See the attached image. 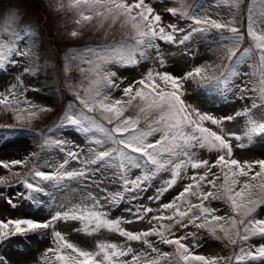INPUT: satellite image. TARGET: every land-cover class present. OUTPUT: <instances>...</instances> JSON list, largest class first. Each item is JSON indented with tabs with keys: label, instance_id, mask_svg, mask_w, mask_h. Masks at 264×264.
<instances>
[{
	"label": "snow or ice",
	"instance_id": "1",
	"mask_svg": "<svg viewBox=\"0 0 264 264\" xmlns=\"http://www.w3.org/2000/svg\"><path fill=\"white\" fill-rule=\"evenodd\" d=\"M241 3L242 0H226V6L230 9L228 19L213 18L206 11L202 16L196 13L187 17L196 27L189 25L191 31H187L177 40V35L185 32V29L178 28L175 24L164 25L161 14L145 0H70L79 16L77 24L95 20L98 27L102 28L107 23L111 28L119 23L120 28L129 30L132 44L121 45L119 48L85 49L79 54L77 67L86 83L75 86L74 91L82 110L78 115L69 114L66 120L71 125L80 127L86 134L99 133L100 136L89 137L91 146L87 152L80 149V146H76L77 150L61 147L65 158L55 166V171L45 172L39 170L38 166L33 167L29 173L33 180L38 178L39 181L51 183L54 188L65 193L62 200L53 196L54 202L63 211H56L46 222L32 219L0 221V240L9 234L53 229L54 246L45 250L42 264H51L53 258L58 264H248V261L264 260V244L248 245V241L254 237L264 239V218L256 216L258 209L264 208V159L244 162L234 159L231 143L232 138L236 141L242 138L251 140L253 136L264 134V122L254 120L250 115L251 109H246L235 114L248 117L243 137L226 135L222 127L223 121H231L234 116L216 118L192 108L183 99L184 81L202 83L212 79L216 86L228 89L233 77L246 75L250 80L241 81V93L256 92L260 104L254 100L252 107H264V0H252L248 6L246 32L241 31L238 26ZM178 11L185 15L182 9H168L172 16L177 15ZM5 22L18 23V17L10 12ZM213 29L229 34L221 35L218 45L221 49L220 63L197 66L180 77L150 69L141 79L122 89L117 82L120 79L122 83V78H117L116 72L106 67L109 64L138 65L153 57L164 67V58L157 41L184 45L196 33H207ZM78 35L77 31L71 32L72 37ZM245 35L250 45L241 52ZM8 53L27 56L30 49H13L9 46ZM86 53H91V56H86ZM76 59L77 56L71 57V60ZM224 60L228 63L223 64ZM6 63L15 65L18 60H8L0 46V66ZM240 65H246L251 71L241 73L238 70ZM216 69H221L219 76L215 75ZM67 71L69 65L65 66V72ZM17 80L18 84L21 83L19 78ZM248 83L252 84L250 89ZM18 84L11 85L6 94L0 93V106L16 113L17 120H31L38 115L37 111L32 110L37 106L20 107L21 103L29 102L20 99L22 93L17 91ZM117 89L122 92L120 98H114L111 94ZM39 111L46 109L40 108ZM129 112L131 114L126 115ZM206 122L217 126L220 131L206 127ZM56 143L61 145L66 142ZM50 144V140H45L42 148H47ZM238 146L244 147L243 144ZM193 149H207L219 155L210 163L208 160L196 159ZM30 155L39 159L37 153ZM71 161L81 167L67 170ZM27 163V160L0 161V167L10 170L14 166H27ZM90 165L99 167L90 168ZM47 166L53 167L51 164ZM102 168L112 169L111 175L114 179L111 182L119 184L120 190L107 192L101 188L100 191L106 193L105 195L86 192L80 195L78 203H72L67 195L68 186L62 182L80 180L83 183L91 180L99 188V183L92 179L90 173L99 172ZM189 168L193 170L191 175L188 173ZM201 168L204 169L203 174L197 171ZM213 169L218 171L213 172ZM162 173H168L169 178L155 189L154 195L147 197V200L156 203L158 207L140 205L133 213L136 222L146 220L152 225L151 228L128 231L121 227L124 222L121 219H109L103 201L118 205L126 199H143L142 194L153 187L152 181ZM183 180L190 182L184 184L182 190L169 202L161 204L165 193ZM3 182L0 179V183ZM22 183L30 192L46 193V189L39 183L27 179ZM205 188L209 190L205 191ZM213 200L223 201L231 215H217L219 209L210 206ZM8 203L12 204V200L9 199ZM12 206L15 207L14 204ZM151 213L159 214L149 215ZM57 221H79L82 229L77 231L82 230L88 235L101 229L116 232L129 243L125 247L110 242H98L96 250H86L69 242L65 235L56 231ZM189 228L203 229L214 236L221 233L222 236L218 238L232 246L238 243L241 245L239 252L229 257L196 254L193 249L200 245L193 243L189 246L184 241L189 237L195 241L197 233L184 231L182 235H177L178 230ZM149 237H157L158 240L154 242ZM130 242H139L149 251L137 253ZM157 243L173 247L174 251L162 252L156 247ZM126 256H131V260L120 259ZM0 264H6V261L0 258Z\"/></svg>",
	"mask_w": 264,
	"mask_h": 264
},
{
	"label": "rangeland",
	"instance_id": "2",
	"mask_svg": "<svg viewBox=\"0 0 264 264\" xmlns=\"http://www.w3.org/2000/svg\"><path fill=\"white\" fill-rule=\"evenodd\" d=\"M145 2L152 4L151 6L155 11L161 14L164 25L175 24L178 28L185 29V32L177 35V40L186 34L187 31H191L189 25L192 27L196 26L192 24L189 18L179 22V18L182 16L179 11L175 16L169 15L167 13L169 7L182 9L187 14L190 10L188 9L190 5L193 6L187 17H191L196 13L202 16L206 11L213 18L222 17L223 19H228L230 14V9L226 6V0H194V3L191 0H145ZM251 3L252 0H242L238 19V26L241 31L246 32L247 9ZM10 12L16 14L18 23L8 24L5 22V18ZM218 13L220 16H217ZM77 19H79L77 10L70 4V0H0V46H2V50L8 60H18L15 65L6 63L0 66V93L6 94L11 85L18 84L17 78H19L21 83L18 84L17 91L22 93L20 99H26L29 102L28 104L21 103V108H31V105H36V99L44 97L43 104L37 110L36 108L32 109L37 111L38 115L31 120L25 118L17 120L16 113L0 106V161H28L27 166H14L10 170L0 167V179L4 181L0 183V217L6 214L8 219H32L36 222H46L56 211H63L54 202L53 196L62 200L65 198V193L54 188L51 183L39 181L38 178L33 180L31 175H29L34 166H38L39 170L45 172L55 171V166L65 158V153L60 152L54 140H51V144L47 148H42V145L45 140H49L48 137L53 135L57 139L66 138V140H69L71 144L69 146L66 144L67 150H77L76 146H80V149L87 152V149L91 146L89 137L93 135L100 136L99 133L86 134L77 126L81 132L80 134L75 132L71 134L72 136L65 134L60 137L63 127L70 128V126H73L66 120V117L69 114L78 115L79 111L82 110V106L79 104L74 91L75 86H79L82 82L86 83L84 76H82L77 67L79 54L83 53L85 49L112 47L111 44H108L112 39L115 41L119 40L115 44L128 45L126 38L130 35V32L128 29L120 28L119 23L111 28L106 23L101 28L96 25L95 20L91 23L82 21L77 24ZM72 31H77L79 35L72 37ZM221 35H228V33H221L213 29L207 33H196L184 45L171 44L170 46L166 44V46H163V58L166 59L167 64H171L169 73L180 77L197 66L220 63L221 49L218 47L220 42L217 44L211 42V39L212 37H221ZM122 36H125V41L121 40ZM249 45L250 41L245 35V40L240 49L241 52ZM9 46L13 49L17 47L28 48L30 49V54L27 56L9 55ZM159 46L161 49L162 44L160 43ZM85 55L90 57L91 53H86ZM73 56H77V59L71 60ZM227 63L226 60L223 61V64ZM66 65H69V71L67 72H65ZM81 66L87 67V65ZM25 69H28V71H25ZM150 69L152 70V66L148 63L145 68L139 71V79ZM238 70L241 73L251 71L246 65L238 66ZM220 71L221 69H216L215 75L219 76ZM7 72L10 74L7 75ZM122 78V83L120 81L119 83L120 85L124 84L123 87L131 83L133 79L131 76H123ZM234 79L235 77L232 78V80ZM235 80L249 82L250 77L239 75V78ZM235 80L231 84H234ZM183 83L186 101L190 102L193 100L192 98H197L199 107H195V109L202 113H204L202 107L205 104L210 103L215 106V103L219 102L220 99L224 100L221 97V93L225 92L223 96L229 94L228 89L216 86L215 81L212 79H207L202 83L192 80H187ZM241 86L243 85L239 84L236 90L234 89L233 98L229 99L228 103L230 105L226 108L225 113L216 117H235L231 121H223L222 127L226 135L235 134L243 137L248 117L244 115L236 116L235 114L246 109H251L250 115L254 120L264 122V107H252L254 100L257 104H260L258 94L253 91L241 93ZM247 86L250 89L252 84L248 83ZM112 96L120 98L122 92H116ZM40 108H44L46 111L40 112ZM96 118L99 120V117ZM105 126L107 127L108 125ZM205 126L212 130L214 128L216 131H220L217 126L211 123L206 122ZM231 143L234 147L239 144H249L246 146L255 147L249 153L242 154L245 157L239 158L241 162L264 159V134L253 136L251 140L242 138L240 141H236L232 138ZM193 151L196 153V159L208 160L210 163H213L219 155V153L215 151L209 152L207 149H193ZM32 153L39 154V159L31 156L30 154ZM48 164L53 165V167H48ZM68 167L67 170L79 169L81 165L71 161ZM89 167L98 168L99 165H90ZM197 171L203 174L204 169L201 168ZM217 171L218 169H213V172ZM13 173H20L21 175L16 176ZM111 173L112 169L110 168H102L99 172L90 173L92 179L99 183V188L91 180H86L83 183L80 180H65L62 183L68 186L67 195L71 202L78 203L80 195L86 192L105 195L106 193L100 191L101 188L106 189L107 192L120 190L119 184L111 182L114 179ZM188 173L189 175L193 174V170L189 168ZM167 178H169L168 173H162L158 176L159 180L156 181L155 186L150 188L147 193L142 194L145 195L143 199L135 201L129 199V203H119L118 205L108 204L107 201H103L109 219H121L124 221L121 223V227L128 231L136 232L151 228L152 225L146 220L136 222L133 213L140 205L152 208L158 207L156 203L147 200V197L154 195L155 189L160 187ZM24 179L39 183L46 189V193H34L28 190L23 195L24 203L28 206L24 207L23 203L16 199L18 207H5V198L9 199L10 195L8 192L11 193L10 190L13 187L11 185H19L18 187L21 189ZM189 182L188 180L179 182L175 188L165 193L160 203L169 202L173 196L182 190L183 185ZM8 185L11 187L8 188ZM207 190L209 189L205 188V191ZM4 195L5 198H3ZM128 195L131 196L132 194ZM29 199L33 205L29 204ZM193 201L196 202L195 198H193ZM88 203H91V201H88ZM210 206L219 209L217 215H231L228 206L223 201L213 200L210 202ZM116 210L118 211L116 217H112V213L116 212ZM13 213H15L16 217H13ZM157 214L159 213H151L149 215ZM256 216L264 218V208L258 209ZM129 220L133 222L127 223L126 221ZM165 223L168 222L165 221ZM77 229H82L79 221H57L55 224V230L65 235L69 242L86 250H96L98 242H110L124 245L125 247L129 243L118 233L110 232L106 229H101L92 235H88L82 230L77 231ZM52 231L53 229L50 228L9 234L3 240H0V258H3L6 264H42L45 250L54 246ZM184 231L197 233L195 241L189 237L186 242L189 246L193 243L199 244L200 246L194 248L193 251L206 257H229L238 253L241 246L239 243L232 246L225 240L218 238L222 236L221 233H217L214 236L203 229L189 228L178 230L177 235H182ZM149 239L154 242L158 240L157 237H149ZM130 244L137 253L149 251L139 242H130ZM261 244H264V239L260 237H254L248 241L249 246H259ZM156 247L162 252L171 253L174 251L173 247L159 243L156 244ZM152 255L154 256L155 254ZM49 256L51 257V254ZM131 258V256H126L120 259L131 260ZM51 264H58V262L53 258ZM162 264H165V262H162ZM248 264H264V260L248 261Z\"/></svg>",
	"mask_w": 264,
	"mask_h": 264
},
{
	"label": "bare ground",
	"instance_id": "3",
	"mask_svg": "<svg viewBox=\"0 0 264 264\" xmlns=\"http://www.w3.org/2000/svg\"><path fill=\"white\" fill-rule=\"evenodd\" d=\"M43 98H44V97H43ZM43 98H38V99L35 100V102H36V106H37L36 110L39 108V106H40L41 104H43V103H42V102H44Z\"/></svg>",
	"mask_w": 264,
	"mask_h": 264
}]
</instances>
